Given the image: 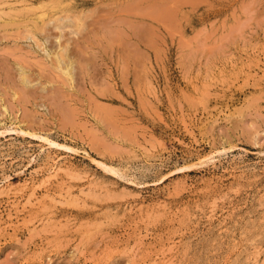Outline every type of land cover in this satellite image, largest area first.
I'll use <instances>...</instances> for the list:
<instances>
[{"label": "rangeland", "instance_id": "374dc122", "mask_svg": "<svg viewBox=\"0 0 264 264\" xmlns=\"http://www.w3.org/2000/svg\"><path fill=\"white\" fill-rule=\"evenodd\" d=\"M0 264H264V0H0Z\"/></svg>", "mask_w": 264, "mask_h": 264}, {"label": "bare ground", "instance_id": "6f19581e", "mask_svg": "<svg viewBox=\"0 0 264 264\" xmlns=\"http://www.w3.org/2000/svg\"><path fill=\"white\" fill-rule=\"evenodd\" d=\"M158 9V8H157ZM163 9V8H162ZM138 12V11H137ZM159 12V11H158ZM148 13V12H147ZM134 14V13H133ZM137 14V13H136ZM140 14V13H139ZM145 14V13H144ZM147 14H145V16H146ZM45 16H46V14H44L42 17H40L42 20V22H43V24L44 23H46V24H48L49 22H50V20L52 21L53 19L51 18L50 19V17H49V21L48 20H46L45 19ZM135 16H137V15H135ZM134 16V17H135ZM145 16L143 15V18H145ZM148 16V15H147ZM75 17V16H74ZM39 18V19H40ZM136 18H138V16L136 17ZM142 18V19H143ZM56 20L55 21H58L59 19H57V18H55ZM141 19V18H140ZM156 19V18H155ZM41 21H40V23H39V26H42V27H39V30L42 28L43 29V24H41ZM83 20L80 18V17H78V30H80L81 29V27L83 26V22H82ZM119 19H118V21H117V24L113 27L114 29H115V31H114V33L116 34V38H119L120 37V30H119ZM56 23V22H55ZM62 24V23H61ZM37 25V24H36ZM38 26V25H37ZM55 27H57V28H59L60 27V24H58V25H56ZM35 29H38L37 27H35ZM130 29V28H129ZM133 31V30H132ZM135 33V32H134ZM157 37V36H156ZM62 50V49H61ZM60 50V51H61ZM67 48L64 50H62V52H61V55L62 56H67ZM60 53V52H59ZM65 57H64V59H62V60H64L65 61ZM68 60V59H67ZM67 62V61H66ZM69 62V63H68ZM68 62L66 63V68H67V70H66V74H67V76H68V78L70 79V80H72L73 79V76H72V68H73V64H72V62H70V60H68ZM23 79L24 80H26L27 79V77H26V75L25 74H23Z\"/></svg>", "mask_w": 264, "mask_h": 264}]
</instances>
